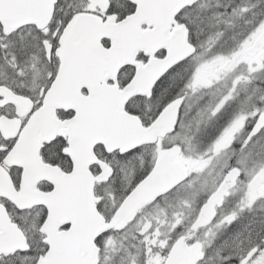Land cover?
<instances>
[{
	"label": "snow or ice",
	"instance_id": "snow-or-ice-1",
	"mask_svg": "<svg viewBox=\"0 0 264 264\" xmlns=\"http://www.w3.org/2000/svg\"><path fill=\"white\" fill-rule=\"evenodd\" d=\"M0 264H264V0H0Z\"/></svg>",
	"mask_w": 264,
	"mask_h": 264
}]
</instances>
